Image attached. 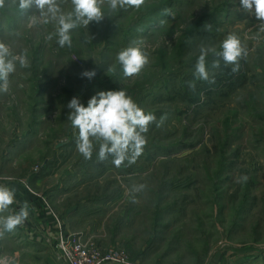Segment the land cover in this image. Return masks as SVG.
I'll use <instances>...</instances> for the list:
<instances>
[{"label": "rangeland", "instance_id": "rangeland-1", "mask_svg": "<svg viewBox=\"0 0 264 264\" xmlns=\"http://www.w3.org/2000/svg\"><path fill=\"white\" fill-rule=\"evenodd\" d=\"M58 3L63 12L72 10L71 0ZM102 7V22L71 31V47H60L55 35L46 39L55 22L29 27L18 4L5 0L0 7V41L14 55L26 50L29 63L17 62L9 91L0 92V161L17 162L2 175L33 183L44 176V229L34 219L25 222L34 242L17 228L5 232L0 264H67L57 246L74 235L123 251L126 264H264V32L254 9L244 11L240 0ZM229 33L247 52L239 71L222 60L213 69L210 55L206 66L215 83L197 79L200 46L220 50ZM134 41L149 63L125 77L116 55ZM110 66L115 73L107 72ZM85 69L96 76L82 78ZM122 89L157 122L166 119L149 125L135 163L100 161L95 141L92 158L84 159L78 129L67 120L68 102L78 96L87 106L100 91ZM241 176L247 181L237 183ZM138 184L147 187L133 194Z\"/></svg>", "mask_w": 264, "mask_h": 264}, {"label": "clouds", "instance_id": "clouds-1", "mask_svg": "<svg viewBox=\"0 0 264 264\" xmlns=\"http://www.w3.org/2000/svg\"><path fill=\"white\" fill-rule=\"evenodd\" d=\"M11 2L18 4L19 10L28 15L29 27L38 23L55 22V33L49 34L46 39L51 40L55 35L58 37L57 43L60 47L66 45L71 47V31L80 26L88 28L92 22H102L106 17L102 7L105 3L111 12H115L127 6L140 8L145 0H71L72 10L67 13L62 11L58 0H11ZM240 4L246 12L252 13L254 9L255 18L260 22V30L264 32V0H240ZM4 5L5 0H0V7ZM33 9L35 12L29 14ZM164 14H170V10L164 9ZM199 53L194 75L197 79L210 84L215 83L214 76L210 79L206 66L210 55L214 57L211 62L213 69L219 68L222 60L225 65L233 66L231 69L233 73L239 71V60L247 55L241 40L234 33H229L223 39L220 50H217L215 46L201 45ZM116 60L125 77L139 75L149 63L147 53L140 43L135 41L120 50ZM17 62L22 68L29 66L26 50L14 55L10 47L0 41V92L9 91V76L16 71ZM115 71V66L107 69L110 73ZM80 75L82 78L91 80L96 76V71L85 69ZM188 83L189 88L194 90L195 83ZM67 108L69 109L67 120L71 122L73 128L78 129L77 151L84 159L90 160L93 155L94 141L98 142L99 160L104 161L112 156V162L117 167L126 160L129 164L135 163L147 142L145 134L149 130V125L156 122L159 127L166 119V115L161 116L157 122L153 113H146L123 89L100 91L87 101V106L81 103L78 96H74L68 102ZM246 181L247 176L236 179L237 183ZM146 187V184L133 185L131 192L139 193ZM15 202L14 189L0 185V213L8 211ZM28 209L29 204L24 201L18 212L7 216L0 215V237L5 232H12L22 225L29 216Z\"/></svg>", "mask_w": 264, "mask_h": 264}, {"label": "crops", "instance_id": "crops-1", "mask_svg": "<svg viewBox=\"0 0 264 264\" xmlns=\"http://www.w3.org/2000/svg\"><path fill=\"white\" fill-rule=\"evenodd\" d=\"M7 166H8V169L9 168H15L17 162H11L10 160L6 163ZM6 164H3L2 161H0V185H3V186H7L11 189H14L15 191V203L13 205L10 206L9 210L11 211V213H15V212H18L20 207H21V204L24 202V201H27L28 204H29V216L27 218V220L25 222H32L33 219L35 220V225L37 226H40L41 228L43 227V223H44V190L42 188V184H43V180H44V176H39V177H36L34 180V183L32 181L29 182V178H24L23 180H17V176H16V173L14 171L15 174H11V175H2V172L4 170L3 167H5ZM9 171H12V170H9ZM38 186V187H41V191L40 193L38 192H34L33 190V186ZM38 191V189H37ZM59 202V200H58ZM40 206V212L39 214L36 213V211H34V207L36 206ZM79 210V207L77 206L76 208H71L69 211H68V214L69 212H75ZM50 221H54V217L53 215L48 217V222ZM67 220V219H66ZM66 220H64L63 218V221L64 223L66 224L65 226L67 228H69V224L66 222ZM68 221V220H67ZM23 223L22 225H20L19 227H17V229H19L20 233L24 234V241L26 242H34L33 239L30 237V234H31V231H29L26 226L27 224L26 223ZM30 222V223H31ZM44 229V227L42 228ZM27 235V236H26Z\"/></svg>", "mask_w": 264, "mask_h": 264}, {"label": "built area", "instance_id": "built-area-1", "mask_svg": "<svg viewBox=\"0 0 264 264\" xmlns=\"http://www.w3.org/2000/svg\"><path fill=\"white\" fill-rule=\"evenodd\" d=\"M69 237L57 246L67 264H126L127 255L116 248L101 249L95 243H87L82 238Z\"/></svg>", "mask_w": 264, "mask_h": 264}]
</instances>
